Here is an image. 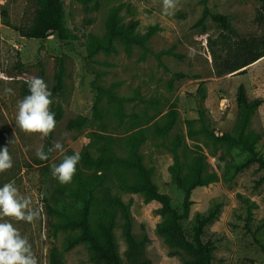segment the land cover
<instances>
[{
	"label": "rangeland",
	"instance_id": "1",
	"mask_svg": "<svg viewBox=\"0 0 264 264\" xmlns=\"http://www.w3.org/2000/svg\"><path fill=\"white\" fill-rule=\"evenodd\" d=\"M66 3L69 10L62 30L35 40L23 37L20 30L32 24L36 0H0V72L11 78L0 80V149L8 147L13 160L12 169L0 173V187L14 182L20 194L31 197L33 208L42 209L33 223L12 221L31 243L39 264H50L54 248L62 252L65 264H98L86 245L65 251L74 234L65 226L66 217H78L81 211V181L97 185L93 227L114 213L106 194H118L125 203L132 201L135 236L150 238L145 257L152 264H183L177 253L184 252L158 234L164 220L161 204H146L141 194L122 191L126 183L136 182V176L120 161L135 153L175 208L181 207L183 193L173 169L178 167L183 178L191 180L194 165L201 161L204 178L215 182L192 192L189 219L183 222L188 239L194 238L196 218L219 205L217 219L202 236L204 243L216 248L213 264H264V182L256 187L264 171L253 165L238 172L247 154L221 140L237 135L236 96L241 84L250 101L264 99V58L246 67V74L225 72L228 61L243 62L237 55L242 41L264 39L261 0H181L173 16L162 15L160 0H102L98 11L94 3L82 0ZM113 15L119 27L147 37L145 47H128L116 40L110 52H95L92 38L106 36ZM213 15L228 17L231 30L223 29ZM60 62L65 69L63 90L54 106L61 107L63 118L52 145L59 140L66 154L81 155L69 185H61L51 173L52 165L63 158L58 152L47 161L36 156L41 147L47 152L48 138L26 134L16 125L25 81L42 77L52 91ZM6 87L14 94L6 95ZM172 111L177 114L175 127L161 136L156 126L168 125ZM78 118L82 126L69 129V121ZM245 133L262 134L257 151L264 158V104L252 114ZM179 137L181 144L175 146ZM114 232L127 264L120 217Z\"/></svg>",
	"mask_w": 264,
	"mask_h": 264
},
{
	"label": "trees",
	"instance_id": "2",
	"mask_svg": "<svg viewBox=\"0 0 264 264\" xmlns=\"http://www.w3.org/2000/svg\"><path fill=\"white\" fill-rule=\"evenodd\" d=\"M84 3H94V10L101 8L102 0H82ZM38 9L32 24L24 30H20L21 35L26 38L35 40H46L50 36L59 33L63 28V21L68 15V5L66 0H36ZM262 2V12L264 13V0ZM212 19L221 25L225 30L230 31L228 17L221 15H213ZM203 20L201 21V23ZM116 40H120L126 46L145 47L147 37H138L130 31L119 27L115 15H113L108 24V31L103 39L92 38L94 51L103 50L110 52ZM238 56L243 58L241 64L231 63L225 64L226 74H246V67L258 62L264 58V39L242 41ZM244 69V70H242ZM242 70V71H241ZM64 64L59 63V70L56 74V86L51 91L52 99L55 100L57 94L63 90ZM184 75H179V78ZM24 96L28 95L27 84L24 86ZM236 102L239 109L238 112V132L236 136L225 135L221 140L227 142L232 147H239L247 154L246 159L240 163L236 170L241 172L247 170L253 165H258L260 170L264 171V158L257 151V144L262 138V134L250 136L245 133V129L251 121V116L256 109L264 104L263 98H257L252 101L248 99L246 87L241 84L237 91ZM51 111L55 113L58 123L62 120L63 111L61 107H55L54 102L51 105ZM177 122L176 111H172L171 120L166 126H156V131L161 136H167L175 127ZM82 119H74L69 121L68 128L71 130L78 129L82 126ZM57 128V127H56ZM55 132V130H54ZM54 132L48 137V148L52 146V138ZM144 139L141 135L140 141ZM181 144V137L175 142V146ZM136 148V146L134 145ZM47 148V150H48ZM108 162V161H106ZM122 166L132 171L136 176V182L133 184L126 183L122 191L131 194H141L146 204L156 201L161 204L160 213L164 220L158 225V234L164 239L165 243L173 248L181 249L184 254L177 253L183 257V264H213V255L216 250L211 243H204L202 236L207 225L213 223L220 212L218 205L207 216H198L196 218V227L194 228V238L189 240L184 229L183 222L189 219L192 192L198 187L207 186L214 181V178L205 179L203 176V168L201 161H197L194 165V175L191 180H185L180 169H173L174 180L183 193V201L180 208H175L170 198L159 192L157 186L152 181L151 173L143 164L142 157L135 153L131 158L120 161ZM84 186V193L81 196L80 215L75 218L66 217L65 226L74 233L68 240L65 251L69 252L77 246L86 245L94 261L98 264H124L118 251V245L115 238V228L117 226V218L120 217L123 237L127 245V264H152L145 257V247L151 242L147 234L141 239L134 234V218L131 213L132 201L125 203L121 197L116 194L107 193L105 197L106 203L114 210L112 214H108L105 221H100L97 227H93L91 216L92 209L96 202L95 190L96 184H87L81 181ZM264 182V175L259 179L256 187ZM48 203V201H45ZM50 264H65L62 252L57 248L52 249L50 255Z\"/></svg>",
	"mask_w": 264,
	"mask_h": 264
},
{
	"label": "clouds",
	"instance_id": "3",
	"mask_svg": "<svg viewBox=\"0 0 264 264\" xmlns=\"http://www.w3.org/2000/svg\"><path fill=\"white\" fill-rule=\"evenodd\" d=\"M160 4L162 15L173 16L179 9L181 0H160ZM10 79L0 72V80ZM25 82L29 94L18 101L16 125L24 133L39 134V138L45 140L57 127L55 113L51 111L53 94L42 77L31 76ZM4 92L6 95L14 94L10 87H6ZM54 152H58L63 158L59 164L52 165V176L61 185H69L77 173L81 155L79 152L66 154L64 144L58 140L47 152L43 147L39 148L36 156L41 161H47ZM12 167L13 160L8 147L0 149V173H5ZM41 212L42 209L32 207L31 197L20 194L14 182L5 183L0 187V218H11L0 222V264H39L31 243L20 234L12 221L33 223L40 219Z\"/></svg>",
	"mask_w": 264,
	"mask_h": 264
}]
</instances>
